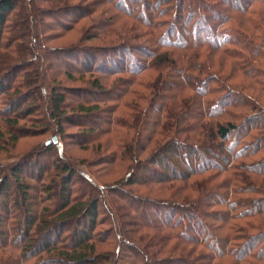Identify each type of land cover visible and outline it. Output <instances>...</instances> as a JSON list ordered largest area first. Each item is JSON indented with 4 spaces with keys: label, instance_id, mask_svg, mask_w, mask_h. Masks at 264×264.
Masks as SVG:
<instances>
[{
    "label": "trees",
    "instance_id": "16d2710c",
    "mask_svg": "<svg viewBox=\"0 0 264 264\" xmlns=\"http://www.w3.org/2000/svg\"><path fill=\"white\" fill-rule=\"evenodd\" d=\"M21 1L24 11L20 0H0V48L8 50L13 47L11 51H17L19 49L17 42L23 40L32 42L34 51H52L42 44V39L47 38L48 34V29L44 28L47 25L43 16H46V10L49 14L50 11L39 6L42 0ZM140 1L144 4L146 0H136V4H141ZM201 2L204 3L203 0H198L197 5L201 6ZM173 6H175L173 19L177 24L174 22L172 26L169 25L164 32L160 31L159 35L157 34L159 27L151 20L153 16L143 17L145 10L129 9L130 13H133L132 17L142 19L141 23L147 28L153 30L155 27L158 28L156 33L147 32L151 35L148 44L153 43L157 47L152 51L147 46L144 47L142 52L146 56L145 59L135 58L132 67H126L128 70L121 67L123 65L119 68V65H116L115 70L113 67L104 68L103 62L99 64L100 71L94 70V59L98 60L96 58L98 56L93 49L89 47L69 49L78 50L84 66L91 71L87 72L90 75L101 71L107 74L127 72L129 76L119 80L124 81L123 84L126 85L114 83L116 84L114 89L122 93L132 91L138 94L132 87L148 79L147 86L151 93L146 94L148 97L143 94L142 96L148 98L150 103L139 120L143 119V115L147 119L152 113H158L155 121L157 128L143 136L137 130L139 127L137 125L130 142H127L125 136L121 139L119 147L122 152L120 153L118 148L113 153V159L108 157L115 164L131 162L128 175L119 181L121 185L115 187L99 185L78 165L61 159L52 161L55 175L50 173L47 175L43 169L38 170V174L31 170L29 171L32 173L27 172L26 166L33 163L26 161L25 158L7 165L9 168L1 164L0 214L1 211L4 212V217H0V236L3 237V241L0 242V264H146L144 255L147 256V251L151 255L149 264H221L224 261H219L227 257L231 258L226 261L227 264L264 263V160L260 162L256 160L260 159L263 153L264 135L253 138V142L261 143L257 144L258 149L246 151L247 148L244 150L240 148L241 138L249 136L254 130L264 132V123L258 122V118L264 116V113H259L260 101L249 94H245L247 97L243 96L242 100L234 97L227 91L230 89L234 92L236 88L229 85L228 89L224 86L226 90L224 93L227 92L225 95L205 101L207 106L205 111L197 113L192 120L188 115L192 111V105L199 99L193 92L197 90L201 99L206 94L214 93L212 90L208 92V88L199 89V85H207L205 78L210 77L211 82H217L216 75L213 73L209 75L205 63L197 61L204 56L201 51H192L197 46L217 47L223 56L235 60L236 69L242 76L250 78L258 88L260 86L264 90V67L261 62L264 60V0H247L235 11L240 13H231L228 21L219 25L214 34L210 35L211 31L206 27L205 31L209 37L201 40L194 39L196 37H184L182 34L188 29L185 25L191 27L193 31L197 26L199 29L204 25L200 19L192 24L193 15L190 13L187 15L185 12L186 8L191 7L190 2L178 0L177 5L175 1ZM75 8L80 10L81 17L86 18L93 14V10L87 7ZM144 8L150 10L148 5ZM159 14L158 11L155 16ZM215 14L218 15L217 12ZM32 18L37 22L34 26L30 22ZM179 23L180 26H177ZM173 25L177 26L176 30ZM171 31L177 33L175 40H172V37L168 38ZM89 38L99 37L94 34ZM127 38L134 37L127 35ZM118 39L121 41L114 45L116 48L124 47L125 50L134 47L126 44L129 40H126L124 35ZM161 45L163 48L169 47L177 51H159ZM17 70L12 68L14 79L9 82L3 84L0 79V99L3 96L4 105L11 102L7 96H19L11 102V109L0 112L4 114V126H0L1 142L7 140L16 144L22 137L36 135L35 131H30L29 127L21 125L20 122L38 111L36 101L42 98L49 104L47 111L49 116L44 117L45 119H36L33 127L37 123L38 126L44 127L45 133L51 131L53 137L61 134L64 138L66 134L64 126L66 122H72L75 114L94 116L100 111V104L92 103L95 100H84L76 106L69 107L67 96L72 90L60 83L57 84L56 77L50 78L44 95L40 94L41 90L39 93L34 90L28 91V86L36 87L39 75L35 71L33 77H30L28 72L18 76ZM153 71L155 74L149 75ZM78 72L79 77L71 71L64 73L69 80H83L86 74ZM3 76L5 78V73L1 77ZM21 77L22 81L15 85L14 81ZM90 78H93L90 83L93 89H100L101 79L93 76ZM26 87L28 88L24 93L22 90ZM39 87L40 85L37 86L38 89ZM221 91L222 89H219V92ZM234 106H242V109L238 111L230 109ZM67 110H71L73 113L70 115L73 116L68 115ZM11 112L15 115H11ZM115 124L120 128L132 127L128 122L123 124L119 119L115 120ZM48 142L49 140L44 142L42 151L49 153L58 149V152H62L61 141L51 144ZM211 145L219 150L214 151ZM151 149L153 150L150 155L144 157ZM170 151L177 154L179 152L180 160H189L186 155L190 154L194 159L203 156L207 163H201L183 173L178 172L177 163L171 164ZM218 158L226 165L213 162ZM238 158L256 159L253 163L245 161L242 163L237 162ZM37 159L38 157L34 158V161ZM103 162L108 161L106 159ZM158 168L162 171L159 172ZM149 169L152 170L153 176H146V179L138 177L140 172ZM24 170L36 183L22 180ZM230 170L234 173L222 175ZM168 171L171 173H167ZM194 176H197V179L192 180ZM77 183L86 186V189L83 187L79 191L80 195L77 194L78 190L76 191ZM153 184L159 185V192L171 190L170 195L163 199L162 196L157 198L136 191V194L128 193V188L132 186L149 188ZM12 187L15 191L9 193ZM217 194L221 195V200L225 203H223L225 211L217 210L214 213H220L225 226L234 227L232 232L236 231V234L233 237L230 235L232 232L219 235L213 230L209 231L208 223L191 211L196 207L200 208V204L205 203L207 197L212 198ZM241 194L253 196L236 197ZM255 195L260 197L255 198ZM179 196L181 197L178 199ZM118 200H122L124 204ZM211 204V201L206 203ZM151 212L154 213V217L159 215L164 224L158 223L157 218L153 219L150 216ZM203 214L210 216L211 211ZM246 219L249 220L245 221ZM193 229H197L202 235L192 233ZM226 230L228 231V226ZM171 239L176 243L170 245ZM233 239L241 241L236 244H240L239 250L231 247L230 241ZM217 243L222 245L220 249ZM99 244L109 245V249H100ZM200 245H204L209 253L199 251L195 257V248L198 249ZM121 254H125L126 257H122Z\"/></svg>",
    "mask_w": 264,
    "mask_h": 264
},
{
    "label": "rangeland",
    "instance_id": "374dc122",
    "mask_svg": "<svg viewBox=\"0 0 264 264\" xmlns=\"http://www.w3.org/2000/svg\"><path fill=\"white\" fill-rule=\"evenodd\" d=\"M64 1H66V4H64ZM175 1L177 5L178 0H146L144 4L141 1V4H136V0H42L39 6L42 9H48V11H50L49 14L46 10V16H43L44 23L47 25L44 26V28L48 29V34L47 38H44V40L41 38L42 44L45 47L52 49V51L54 49H57L59 51H34V45L32 44V42L23 40L17 42L19 46V49L17 51H11L13 47L9 48L8 50L0 48V79L2 83L5 84L6 81L9 82L11 79H14L12 68L18 69V76L28 72L30 73V77H33V74L37 72L40 79L36 83V87L34 85L28 86L29 88L26 87L22 91L25 93L28 88V91L34 90L38 91L39 93V90H41L40 94L43 93L44 95V91L47 88L46 86L49 84L48 81H50V78L56 77L57 84L60 83L67 89L72 90V92H70V94H68L67 96V104L70 103L69 107L76 106L78 103L84 100H95L92 103H99L100 111H97V114L95 113V115L92 114L94 116L84 115L80 113H77L73 116L70 115L73 112L71 110H67L68 115L73 116L74 118L71 120L72 122H66L64 126V131L66 133L64 138L63 136H61V134L57 135L58 141H61L63 143L62 152H58L57 149L56 151L54 150L52 152L46 153L45 151H42L44 142H46L47 140L50 141V139L52 140L54 138L53 135H51L52 132L50 131L45 133L44 127L38 126L37 123L35 124L36 126L33 127V122L36 119H45L44 117L48 118L49 115L47 114V111L49 110V104L46 102L45 98L40 99V101H36V104L38 105V108L36 109H38V111L36 110L33 115L28 116L25 120H22L20 122L21 125H26L27 127H29L30 131H35L36 135L22 137L16 144H13V141H0V165L2 164L5 166V168H9L7 167V165L25 158L26 161L28 160V162L36 164V166H33V164H27V172H30L29 170H31L33 173L38 174V170L43 169L44 171H46L47 175H49L48 173L55 175V172L53 171L54 169L52 166V161L54 162L57 159H61L62 161L72 163V165H78L81 170L86 171V173L101 186L115 187L121 185L119 181L124 180L128 175L130 171V168L128 167L131 165V162L124 161L122 164L121 162L120 164H115V162H113V160L111 159H108V157L110 156L113 159V153L118 148V151H120V153L122 152L121 148L119 147L121 139H123V137L125 136L128 139L127 142H130V139H132L133 135L135 134L137 125H139L137 130L139 131V133L143 134V136H147V132H151L153 128H157L155 125V121L157 120V116H159L158 113H152V115H150L147 119H145V116L143 115V119L139 120L144 109L147 110L150 103V100L146 98L148 97L146 94L151 91L149 89V86H147V84H149V80L146 79L144 83H142V81L141 83H137L132 87L133 89L138 91V94H140V96L136 92L134 93L132 91H129V93H122L120 90L114 89V86H116V84L114 85V83L119 82V85H126L123 84L124 81L119 80L126 79L129 76L127 72H115V74H107L106 72L101 71V73L90 75V73H87L89 70L84 66L82 58L79 57L80 55L78 50L69 49L78 47H89L93 49L98 56L96 57L98 58V60L94 59V70H99V64L102 62L104 68L113 67L115 70L117 69L115 68L116 65H119L118 68L123 65L121 67H125V70H128L126 67H132V61H134L135 58H139L141 60L145 59L146 56L144 55V52H142L144 51V47L147 46V48L151 49V51L154 50L155 47H157V45L153 43L148 44L149 40H151V35L147 32L151 31L153 33H156V29L159 27L157 33L159 35L160 31L164 32L169 27V25L173 24L176 21L173 19L175 15V6H173ZM188 1L190 2L191 7L186 8L185 12L187 15L189 13L193 15L191 18L193 20L192 24H194L197 19H200L204 25L199 29L197 26L194 31L191 30V27L185 25L186 27H188V29L182 34H184V37H196L194 39L201 40L207 38V36L209 37V35L205 31L206 27L209 28L212 32H210V35L214 34L215 30L220 27L219 25L227 22L229 19V15L237 11L238 7L245 3L247 0H203L204 3L201 2V6L197 5L198 0ZM21 2L22 1L20 0L22 11H24V6ZM146 5L149 6L150 10H146L144 8L146 7ZM76 6H82L87 7L88 9H92L93 14L86 18L81 17V12H79L80 10L75 8ZM70 7H73L72 10L67 9ZM137 8L143 11L145 10V15L143 17L153 16L151 17V20H153V22H155V25L158 27H155L154 30L153 28H147L141 23L142 19H136L132 17L133 13H130L131 11H129V9H133L134 11H136ZM158 11L160 14L158 16H155V13ZM215 12H217L218 15L215 14ZM151 13L153 15H151ZM235 13L238 14L240 12ZM30 22L32 26L37 23L33 18ZM175 23L177 24V22ZM180 23L177 26H180ZM173 27L176 30V27L174 25ZM29 29L32 30V28ZM178 32L179 31L177 30V33ZM177 33H175V31H171V34L168 38L172 37V40H175L177 38ZM94 34H97L99 38L88 39V37H91ZM121 35H124L126 37V40H129L128 43H126L128 46L134 45V47H128V49L125 50L124 47L116 48L114 45L118 41H121L120 39H118V37ZM127 35L134 38H127ZM158 50L177 51L169 47L163 48L162 45L158 48ZM192 51H201L204 54V56H201L197 61L205 63L209 75L210 73L216 75L215 80H217V82H211L210 77L205 78V80H207V85H199V89L206 90L208 88V92L209 90H212V92L214 91V93L206 94V96L202 97V99L200 98V93L196 92L197 90L193 92L197 95V97H199V99L192 105V111L190 114H188L189 119L192 120V118L195 117L197 113H202L203 111H205V109L207 108L205 101H208L210 98L218 99V97L222 96V94L225 95L227 92L232 94L234 97L239 98L240 100H242L243 96H246L245 94H249L256 100L260 101L259 103L261 106V110H259V113H264V90L260 86L258 88L250 78L242 76L237 71V66L234 62L235 60L223 56L217 47H203L202 45L201 47H195V49ZM194 52L192 53L193 58L195 57ZM81 57H83V55ZM263 61L261 62L263 63L262 66L264 67ZM254 64L256 65V63ZM33 69L34 71L32 72ZM77 70L86 74L85 77L82 78L83 80H69L64 73L65 71H71L72 73L77 75L76 77H79V72ZM4 73L6 76L5 78L3 76L2 78L1 76ZM151 74L154 75L155 72L153 71L149 75ZM90 76H93L94 78H100V85L101 87L103 85V87H100V89L98 90L93 89L92 84H90L93 78H90ZM138 79H140V77H138ZM19 81H22V77L17 78V80L14 81L15 85ZM38 85H40L39 89L37 88ZM229 85L236 88V92H231L229 89L226 93H224L226 91L224 89V86H227L228 89ZM219 89H222V91L219 92ZM142 94L146 97L142 96ZM18 97L17 95H11L7 96V99H10V101L12 102L13 99H16ZM156 101L158 100L156 99ZM2 102L3 96L0 99V112L4 109L5 111L8 108L11 109V102L10 104H7L6 102L5 105ZM189 104H191V102H189ZM230 109H235L236 111H238V109H242V106H234L230 107ZM11 115H15L14 112H11ZM3 118L4 114L0 113V126H4ZM29 119L30 121H28ZM118 119L121 120L123 124H126L128 122L130 125H132V127L130 128L123 126L122 128H120L116 126L115 120ZM258 122L264 123V116L258 118ZM115 130L120 131L121 133H117ZM262 135H264L263 130H254L250 132L249 136L246 135L240 139V148L242 150L247 148L246 151L250 149H258V145H260L261 143L257 141L253 142V138ZM9 137L10 136L7 135V138ZM145 140H142V142H145ZM213 147L214 151L219 150L218 148L215 149V146ZM152 150L153 149L148 150L147 153L144 154V157L150 155V152ZM262 155H264V148ZM262 155L260 159L251 158L252 161L247 158H245L244 160L243 158H238L236 160H238L237 162L242 163L243 161H245L246 163H253L254 159H256L259 160L258 162H260L264 160V157H262ZM36 157H38L36 161L37 163L34 161V158L36 159ZM186 157H189V160H180L179 152L178 154L174 151H170L169 153V158L172 162L171 164L174 165L177 163L176 165H178V172L183 173L187 171V169L189 170L192 167L199 166L201 163H207L206 161H204L203 156H200L198 159H194L193 155L191 156L190 154H188V156L186 155ZM106 159L108 162H103L106 161ZM213 162L221 163L224 166L226 165L225 162L221 161V159L219 158L214 159ZM82 163H84V165ZM26 171L24 170V173H22V180L36 183L35 180H32L29 177L30 175H28ZM160 171H162V169H159V172ZM232 171L233 170L222 173V175H229L231 173H234ZM151 172L152 170L150 169L149 171L140 172L138 177L146 179V176H153ZM167 173H171V171H168ZM240 173L241 175L243 174V172ZM194 179H197V176H194L192 180ZM77 185L78 188L76 189V191L78 190L77 194L80 195L79 191L83 187L84 189H86V186L83 183H77ZM180 185L182 186V184ZM158 188L159 185L155 184L149 186V188L145 186L135 185L131 188H128L129 191L128 189L127 191L128 193L135 194L136 192H140L142 194L154 196L157 198L164 197L163 199H166L171 193V190L167 189L164 192H159ZM14 191L15 188L12 187L8 192L14 193ZM156 192H158V194ZM220 196L221 195L217 194L212 198L207 197L205 203L200 204V208L196 207L191 211L196 213V216L200 217L201 220L208 223L207 228L209 231L213 230L215 234L219 235H223L225 232H227L226 234H230L233 231L234 227L230 228V225H227V231V226H225L224 222L221 220L222 217L220 213H214L217 212V210H220L222 212L225 211V203L221 200ZM245 196L249 197L253 196V194H241V196L236 197ZM180 197L181 196H179L178 199ZM192 197L194 198V195ZM254 197L258 198L260 196L255 195ZM118 201L119 203H123L122 200ZM208 201H211L212 204L206 205ZM152 211L154 212L155 209H153ZM207 211H211L210 216H204L203 212ZM3 215L4 212L1 211L0 217L3 218ZM150 216L153 219L157 218L159 220L157 221L158 223L164 224V221H162V218L159 215H156L157 217H154V213H152ZM249 219H246L245 221H248ZM12 220L15 221L14 219ZM192 233L200 236L202 235V233L197 229H193ZM235 234L236 231L232 232L230 235L233 237ZM1 241H3V237L0 236V242ZM230 242H232V248H237L239 250L240 244H236L241 241H236L233 239ZM174 243H176V241L171 239L170 245ZM217 244L219 245V243ZM219 246L220 249L222 245L220 244ZM204 247V245H200L198 249L195 248V257L197 256V253L199 251L204 254L209 253L208 250H205ZM99 248L104 250L109 249V245L99 244ZM255 251L256 250H254V252ZM147 252L148 254H146L147 256L144 255V258H146V264H149L151 262V260L149 259L151 255L149 254V251ZM121 256L123 257L125 256V254H121ZM227 260H231V258L227 257L224 260H220L219 262L224 261L221 262V264H227ZM258 264L260 263L258 262Z\"/></svg>",
    "mask_w": 264,
    "mask_h": 264
},
{
    "label": "water",
    "instance_id": "95a60500",
    "mask_svg": "<svg viewBox=\"0 0 264 264\" xmlns=\"http://www.w3.org/2000/svg\"><path fill=\"white\" fill-rule=\"evenodd\" d=\"M51 142H58V138L57 137H54L53 140L49 141L48 143L51 144Z\"/></svg>",
    "mask_w": 264,
    "mask_h": 264
}]
</instances>
